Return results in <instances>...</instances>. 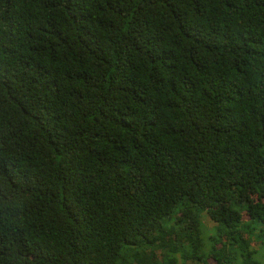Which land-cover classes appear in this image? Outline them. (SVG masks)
<instances>
[{"label":"trees","instance_id":"obj_1","mask_svg":"<svg viewBox=\"0 0 264 264\" xmlns=\"http://www.w3.org/2000/svg\"><path fill=\"white\" fill-rule=\"evenodd\" d=\"M257 245L264 0H0V264Z\"/></svg>","mask_w":264,"mask_h":264},{"label":"rangeland","instance_id":"obj_2","mask_svg":"<svg viewBox=\"0 0 264 264\" xmlns=\"http://www.w3.org/2000/svg\"><path fill=\"white\" fill-rule=\"evenodd\" d=\"M208 221L206 220V223H207ZM257 250L259 251V259H260V261L264 264V248L261 246V245H257Z\"/></svg>","mask_w":264,"mask_h":264}]
</instances>
